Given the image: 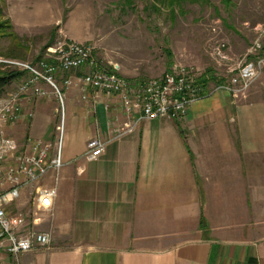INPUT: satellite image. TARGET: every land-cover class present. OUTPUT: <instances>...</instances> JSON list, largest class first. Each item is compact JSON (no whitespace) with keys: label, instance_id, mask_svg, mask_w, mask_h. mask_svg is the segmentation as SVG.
I'll return each mask as SVG.
<instances>
[{"label":"crops","instance_id":"crops-1","mask_svg":"<svg viewBox=\"0 0 264 264\" xmlns=\"http://www.w3.org/2000/svg\"><path fill=\"white\" fill-rule=\"evenodd\" d=\"M211 88L183 120H144L124 136L121 96L84 102L78 89L67 91L65 166L53 212L41 214L54 244L18 258L3 253L0 264H264V104ZM22 105L21 119L5 129L17 152L35 140L54 145L55 96ZM96 137L106 150L90 161L87 143ZM40 185L53 187V176Z\"/></svg>","mask_w":264,"mask_h":264},{"label":"rangeland","instance_id":"rangeland-1","mask_svg":"<svg viewBox=\"0 0 264 264\" xmlns=\"http://www.w3.org/2000/svg\"><path fill=\"white\" fill-rule=\"evenodd\" d=\"M161 1L1 0L5 18L0 24L13 23L24 49L19 58L9 56L13 43L3 37L0 58L35 63L45 57L47 48L69 38L93 47L103 69L120 71L138 86L175 67L191 68L199 77L227 74L229 68L254 58L250 50L256 42L263 47L264 0H186L174 7ZM221 43L230 58L225 64L214 56ZM5 69L0 64V72ZM207 87L215 86L210 80ZM231 98L264 104V71L244 97ZM17 206L13 213L25 214L30 228L35 217L30 195ZM37 217L41 221L36 230L47 231L50 221L41 214Z\"/></svg>","mask_w":264,"mask_h":264},{"label":"built area","instance_id":"built-area-1","mask_svg":"<svg viewBox=\"0 0 264 264\" xmlns=\"http://www.w3.org/2000/svg\"><path fill=\"white\" fill-rule=\"evenodd\" d=\"M226 44H219L214 56L228 63L224 53ZM261 41L254 44L250 54L253 59L241 62L236 68L228 69L214 92L225 90L233 98L244 97L264 71V57L259 56ZM252 51V52H251ZM6 68L25 72L15 90L0 97V258L3 253L14 258L52 243L50 232L27 230L28 220L22 212L13 213V208L29 192L33 211V222L40 221L39 214L52 213L58 197L57 184L65 166L63 160L64 117L67 91L76 88L84 102H94L98 93L122 97L126 121L118 130V136L132 133L144 120L166 118L183 120L190 107L206 92L207 85L200 81L197 73L187 67H175L160 78L133 86L115 71H106L94 57V48L65 38L55 46L47 48L46 55L37 62L27 63L0 58ZM87 73L79 75L80 70ZM74 77L69 74L75 73ZM69 75V76H67ZM62 77L61 81L58 80ZM49 86L46 91L42 85ZM90 91L95 92L93 96ZM55 96L61 116L57 128L58 140L52 145L42 140L31 141L28 152H17V142L5 133L6 127L18 122L23 116V100L28 97L46 98ZM106 143L92 138L87 143L85 157L90 161L99 159L106 150ZM49 175L55 185L44 187L40 183Z\"/></svg>","mask_w":264,"mask_h":264},{"label":"trees","instance_id":"trees-1","mask_svg":"<svg viewBox=\"0 0 264 264\" xmlns=\"http://www.w3.org/2000/svg\"><path fill=\"white\" fill-rule=\"evenodd\" d=\"M158 1H161V0H158ZM185 1L186 0H167L166 2L168 6L174 7L175 5H180L181 3H184ZM2 18H5V17H4V12H3V9L0 3V19ZM13 28H14L13 25L9 22L6 26H3L2 24H0V41L3 37H6L7 39L12 40L13 44L8 49L9 53L7 52V54L9 56L19 58L20 56H18V52L23 50L24 46L21 44V41H20L22 39L16 34V32H14ZM259 55L264 57V44H263L262 49L259 51ZM40 59H42V57H40L38 60ZM25 75H26L25 72H21L19 70H13L9 68L5 69L3 72H0V97L3 96L8 91V89L11 86H13L15 83L22 81ZM210 80L214 83V86L220 85L223 82V80L219 77V75H215V77H213L212 75L211 77H208V76L200 77V81L202 83H205L206 85L209 83Z\"/></svg>","mask_w":264,"mask_h":264}]
</instances>
